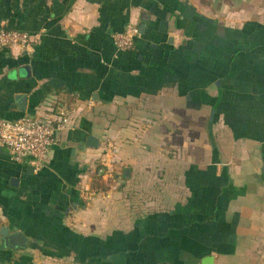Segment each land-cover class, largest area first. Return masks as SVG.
Wrapping results in <instances>:
<instances>
[{
	"label": "crops",
	"instance_id": "obj_1",
	"mask_svg": "<svg viewBox=\"0 0 264 264\" xmlns=\"http://www.w3.org/2000/svg\"><path fill=\"white\" fill-rule=\"evenodd\" d=\"M0 25L37 35L0 48V116L69 110L39 169L0 146L26 237L0 264H264V0H0Z\"/></svg>",
	"mask_w": 264,
	"mask_h": 264
},
{
	"label": "built area",
	"instance_id": "obj_2",
	"mask_svg": "<svg viewBox=\"0 0 264 264\" xmlns=\"http://www.w3.org/2000/svg\"><path fill=\"white\" fill-rule=\"evenodd\" d=\"M138 29L135 24L126 23L121 30L112 32L111 41L117 50H129L133 46ZM37 35L25 29L5 28L0 26V48L18 46L26 48ZM49 117L34 113H24L12 119L0 116V146L15 161H26L37 170L48 161L49 146L57 142L59 133L67 126L69 110L62 104L49 107ZM115 147L104 142L102 157L95 170L97 174H109L112 163L107 153H113Z\"/></svg>",
	"mask_w": 264,
	"mask_h": 264
},
{
	"label": "water",
	"instance_id": "obj_3",
	"mask_svg": "<svg viewBox=\"0 0 264 264\" xmlns=\"http://www.w3.org/2000/svg\"><path fill=\"white\" fill-rule=\"evenodd\" d=\"M15 98L18 102V107L23 110L25 98L24 94H16ZM98 143V138L93 135H88L86 137V144L88 146H96ZM0 235L2 237V242L4 246L12 247V248H20L25 246L26 244V237L25 235L19 231H9L6 225L0 226Z\"/></svg>",
	"mask_w": 264,
	"mask_h": 264
},
{
	"label": "trees",
	"instance_id": "obj_4",
	"mask_svg": "<svg viewBox=\"0 0 264 264\" xmlns=\"http://www.w3.org/2000/svg\"><path fill=\"white\" fill-rule=\"evenodd\" d=\"M0 26H2V27H5V28H17V29H22V28H20V27H17V26H8V25H0ZM123 28V26L122 27H120V28H118L117 30H121ZM117 30H115V31H117ZM28 31V30H27ZM30 32V31H29ZM111 43H112V41H111ZM113 45V44H112ZM56 105V104H55ZM55 105H51L50 107L51 108H53ZM96 171V170H95Z\"/></svg>",
	"mask_w": 264,
	"mask_h": 264
}]
</instances>
